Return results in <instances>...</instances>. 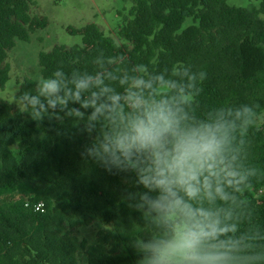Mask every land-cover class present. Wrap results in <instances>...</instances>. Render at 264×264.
Listing matches in <instances>:
<instances>
[{"label": "trees", "instance_id": "1", "mask_svg": "<svg viewBox=\"0 0 264 264\" xmlns=\"http://www.w3.org/2000/svg\"><path fill=\"white\" fill-rule=\"evenodd\" d=\"M255 1L237 7L227 0H131L128 14H118L122 44L90 23L66 28L81 37V45H59L37 56L40 77L59 67L69 75L103 69L136 75L140 64L148 66L146 76L163 72L172 79H180L171 75L177 66L181 72L203 71L201 91L187 108L190 116L208 121L220 109L253 110L246 130L236 121L226 153L246 179L226 187L229 200L203 201L222 223L236 226L220 237L236 246L232 264H264V122L256 123L264 115V0ZM29 10L30 0H0V89L9 79L6 59L16 41L29 42L48 25ZM105 83L124 91L117 82ZM35 90L36 82L24 78L14 99ZM86 120L87 114L85 121L40 122L0 100V264H137L135 240L162 233L150 216L135 210L139 196L127 199L137 191L134 173L113 168L109 174L81 157L89 133L77 134V127ZM36 202L44 204L42 213L32 210ZM89 228L92 234L79 235Z\"/></svg>", "mask_w": 264, "mask_h": 264}, {"label": "clouds", "instance_id": "2", "mask_svg": "<svg viewBox=\"0 0 264 264\" xmlns=\"http://www.w3.org/2000/svg\"><path fill=\"white\" fill-rule=\"evenodd\" d=\"M137 67L136 75L103 69L82 76L59 67L36 81L34 94L20 93L15 104L40 122L46 117L85 121L87 114L84 127H77V134L89 133L81 157L109 174L113 168L135 174L137 191L128 192L127 199L139 196L135 210L163 229L150 239L135 240L137 264H232L236 246L220 237L236 226L222 223L219 212L205 208L203 201L229 200L226 187L246 179L226 153L236 121L246 130L256 114L245 105L235 111L220 109L213 120H196L187 108L201 91L197 85L206 72H181L177 66L171 75L180 79H172L163 72L146 76L148 66ZM106 80L117 82L123 93ZM70 102L79 107H70Z\"/></svg>", "mask_w": 264, "mask_h": 264}, {"label": "rangeland", "instance_id": "3", "mask_svg": "<svg viewBox=\"0 0 264 264\" xmlns=\"http://www.w3.org/2000/svg\"><path fill=\"white\" fill-rule=\"evenodd\" d=\"M227 3L237 7L258 5L255 0H227ZM131 5V0H30L29 14L38 18L45 17L48 25L32 34L29 42L16 41L15 47L8 52L6 63L10 68L9 79L4 88L0 89V100L18 109L14 96L18 92L19 83L24 78H31L35 82L40 78L37 58L40 51L49 52L59 45H81V37L69 34L66 31L68 27L80 29L94 23L106 35L122 44L117 37V30L122 23V17L118 14L127 15ZM262 122L264 115L256 119L257 124ZM92 232L89 228L79 235L87 236Z\"/></svg>", "mask_w": 264, "mask_h": 264}, {"label": "built area", "instance_id": "4", "mask_svg": "<svg viewBox=\"0 0 264 264\" xmlns=\"http://www.w3.org/2000/svg\"><path fill=\"white\" fill-rule=\"evenodd\" d=\"M31 208L34 212L42 213L44 211V204L42 202H36L31 204Z\"/></svg>", "mask_w": 264, "mask_h": 264}]
</instances>
